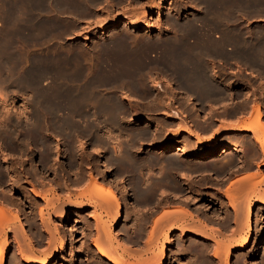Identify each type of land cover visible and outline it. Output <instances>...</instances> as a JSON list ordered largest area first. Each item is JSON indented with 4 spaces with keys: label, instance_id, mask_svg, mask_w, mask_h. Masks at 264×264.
<instances>
[{
    "label": "bare ground",
    "instance_id": "bare-ground-1",
    "mask_svg": "<svg viewBox=\"0 0 264 264\" xmlns=\"http://www.w3.org/2000/svg\"><path fill=\"white\" fill-rule=\"evenodd\" d=\"M46 1H48L47 5L45 4ZM103 1L104 0H0V150L1 149H5V150L8 149V151H9L11 149V152L14 151V150H17V153H15L16 151H14V153H12L13 157H15V156H17V157H16V159H14L13 157L11 158V160L12 159L14 160V161L12 160L14 163L11 164V165H9V166L8 165H4V167L1 166V163L3 165V163L5 162L6 157H1L0 158V264H5L6 261H7V259L9 258L12 240H15L16 241L15 243H17L16 246L18 247V250H17L18 253H16V255L18 254L17 257H19L18 258L19 261H21L24 264H54L55 261H57V260L58 261L66 260L67 257H65V256L64 257L61 256L63 259H61V258L58 259V255L60 253L64 252L65 250H67L68 243H69V239L71 237H73L74 235H76L75 226L80 225L81 224V220L80 219L79 220L72 219L71 218V214L72 213L71 214H67V213L65 214V212H68L70 210L71 211H74V212H82L84 210V207L83 206H80V204L79 205L69 206L68 208H66V204L63 205L62 207L60 206V204H58V207L60 206V208H58V210L59 209H63V211H61L60 213H58V211L56 210V207L57 206H55L56 204L55 203H52L53 200L55 201V199H53L52 202L50 201L48 203L49 208L55 209L57 211L56 212L58 214L57 215V218H64V220L67 221L68 224L69 223L71 224V225L69 224L70 225V229H68V231H70V236H68L65 233V227L63 225L60 224V225L54 226L51 223V220H50L51 217H50V215H48L49 216L48 220L45 221V219L43 218V215H42L43 212H42L41 207H40V209L38 210V211L41 210L40 213L38 212L36 214H38L40 216V219L42 221L43 220L45 221V230H46L45 232H47V242H46L47 243V246H46V250H44V252H39L36 249L35 237L31 236V234L29 233L31 231H29V229H27L26 226H25V225H27V223L25 224L24 222H22L21 221V218L18 215L19 214L18 213V210H20V209H18L16 212L15 211L12 212L13 211L12 208L15 209V207H14L15 205L10 200L7 201V202H5V200H3L2 193L5 190L4 187H6L7 189L8 188L10 189L9 192L11 193V197L13 196V199L15 197V199L17 198V200H18V196H19V195H17V193H15V190L20 191L21 194H22L23 191L26 190L27 193H28L27 195H30L33 198L37 199V200L38 199H43L44 200V196L42 195L43 192L42 191L40 192L39 191L40 189L39 188L36 189L35 188L36 186H34L35 184H37V183L39 184L41 182L40 181L41 180L40 179L41 176H40V178H37V172H39V170H40V172L41 171H43V172L44 171H48L49 168H52L51 165H50V164H52L51 161H54L55 162L56 159L58 160L60 158H64L65 159V161H63L61 163L62 165L65 166V164H66L70 168H74L73 170H75V168H76V170L78 171L79 168L77 169V167H79V163L81 161L77 163V158H82L81 157V154H83L84 151H86L85 150V145H84L85 143L84 144L82 143L85 140V139H83L85 137H86L87 141L89 142L88 143L89 145H91L93 147L95 146L94 149H96V150L92 149L93 152L94 151L95 152H98L99 151V152H101L103 154V153L107 152L108 151L107 149L109 148V149L112 150V152L109 151L111 153L108 152L109 154H112L113 153L114 155H116V153L121 152L122 154L120 153V157H122V155H124V157H122V160L123 161L124 160L128 161L125 164H123L125 161L122 162V163H119L120 165L122 164V166H121L122 168H123V165H126V164H127L126 166H128L129 164H130V166L131 165H135L134 159H133V157H131V150L134 153L133 149L136 148V145L133 146L135 148H133V149H131V148H132L133 142L135 141V136H136V139H137V136H138L137 134L138 133H141V132H140V130H139L138 133L136 132V130H135V132L133 130L125 131L126 127L124 128L121 125L122 118H120L121 117L120 114H121L122 109L124 107L123 108L121 107L122 105L119 103L118 98L112 92L113 88H112V90H110L111 92L108 93V94L107 93H104L103 90L105 91L104 87H106L107 85H109V87L112 84H114V86H116L117 85V81H119L120 78L122 79L123 77H125V76H122V75H124V74L127 75L128 70H130V68H131L132 65H133L132 66V71L135 68L140 70L141 68H145L146 69V67L149 66V65H147V62H144L141 59V56L139 54V52L143 50V48L141 46H143L144 48L146 47V49H147V47H150V48L151 47H156L157 48L158 46H159L158 48H161L162 47V45H160V44H163V42H162V39L163 38H162V35L161 34L159 35L160 37L158 36L159 38H162V39L159 40V42L156 41L158 38L155 40L156 42L155 41L153 42L152 39L149 40L148 39L149 37L145 33L144 34L147 36V39L148 40L147 41H142V42H139V41L142 40L141 37H139V35H137V38L135 36L134 37H131L132 35H135V34H132L131 36H129L130 33L135 32L136 30L142 29V30H145L146 32H150L152 30V27L153 26L149 25L148 23L143 24L144 19L148 17V15L146 13L147 10L144 11L142 14L139 12V14H141L139 17H136L135 15H134V17H130L131 14H129L128 17H116V18L112 19L113 18V16H112V18H111L112 20L108 24L103 25L102 27H100V29L98 31H95L94 30L96 33H95V35L93 37L94 39L92 38V41L95 42V44L97 43L98 45H100V49L99 50L102 52V55H103V53H112L113 55H116L115 53H117L118 56H119V54H121L120 53V49H122L123 46L126 47L127 44H129V43H131V44H135L136 43V47L140 46L142 48V50H140V51L138 50L139 52L137 53V55L139 54V56H137L136 59H134V60H128V61L125 59V61H127V62H125V61L119 62V63L125 62L124 64L121 65V68H120V65H119V67L116 66V64L113 61V60H118L119 59L118 57H117L118 59H113V60L111 59L113 55H111V58H110V57L107 56L108 54H106V56L109 59H111V60L108 59L107 62H98V61H96V64H94V61L92 63L91 60H90V63H92L91 64L92 65L91 67L93 68L92 69L93 72H92V70L89 68L90 66L89 67L86 66V64H85L86 61H84L85 58L82 59L84 61V62H82V60H80V57H79V55L77 53L72 52V50L70 52L68 51L70 48L67 49L66 47H64V48L67 49V51L69 53H71V54L66 53L67 55H64L65 53H62L59 50L56 51V48L53 50V47H52V50H50L49 49L50 48L49 45H48L49 46L48 50H50V51H48V52H44L43 50L39 51V48H38V46H41V44H42V42L44 40L49 39L50 37H52L51 36L52 34L54 35L56 32L58 33L59 29H61L62 25L60 24L61 22L58 20L59 19L58 18L59 17L58 16L59 14H57V11L58 12H61V14H62V11L63 12L66 11V12L69 13V14L67 13L68 15H66V16L63 15V17H62V20H64V18H65L66 23H70L71 21L77 23L78 21H81V18L80 17L84 18L83 16H86V15L88 17V14H90L91 12H93V9L95 10V7L97 5L98 6H101V4L103 3ZM109 1H111V0H109ZM200 1H202V4L205 1L208 4V6H210V8H211L210 9V12L213 11L212 8H214V10L217 9L216 10L217 13L222 12L221 10H223V12L226 13L224 10H228V11H231V13H230L231 16H232V11H234L235 13H237L236 16L242 14V13H239V12H244V13H249V14L264 13V0H200ZM200 1H199V3H200ZM126 2H127V0H126ZM126 2H125V5H126ZM128 2L130 3V5L133 8L132 2H130V1H128ZM195 2H196V0H195ZM205 2H204V4H206ZM134 3L138 5L139 2L136 3L135 0H134ZM144 3H148V2H144ZM121 4H119V5H121ZM159 4L157 3V5H159ZM191 4H193V3H191ZM113 5H115V4H113ZM116 5H117V2H116ZM130 5H128V6H130ZM148 5H150V4H148ZM154 5H156V4H154ZM189 5H190V3H189ZM123 6H124V4H123ZM140 6H139V8H140ZM142 6H143V4H142ZM47 7L50 8V9H52V11L54 10V13L52 15L50 14L51 16L48 15L49 17L44 18V16L42 14H44L46 11H48L47 10ZM102 7H106L105 4L102 5ZM144 7L145 6H143V8ZM162 7L159 6V8L157 9V12H156V14L159 17L162 15V11H161V8ZM192 7H194V6H192ZM200 7L198 5L197 9L200 8ZM129 8H131V7H129ZM135 8H136V10H138L137 7H135ZM102 9H105V8H102ZM107 9H108V7H107ZM169 9H170L171 12H173L174 10H176L174 12H178L177 10L180 9V7L178 9H175L174 7H171ZM100 10H101V8H100ZM129 10H131V9H129ZM208 10L209 9H206L207 12H208ZM218 10H220V11L218 12ZM52 11L49 10V12L47 14L52 13ZM102 11H104V10H101V12ZM119 11H121V10H119ZM135 11L133 12V14L135 13ZM163 11H164V9H163ZM124 12H125V8H124ZM223 12H222V14H223ZM109 13H112V12H109ZM217 13H215V16L217 15ZM227 13L225 15L230 20V17H228V15H230V14L227 15ZM47 14H44V15H47ZM105 14H104V17H106ZM115 14H117V13H115ZM189 14H190V12H189ZM186 15H188V13H186ZM203 15L200 16V17H203ZM208 15H207V17H208ZM218 15L220 16L221 14H218ZM223 15L221 17L222 20L223 21H225V19L227 20V18H226L225 15H224L225 16L224 17L225 19L223 18ZM242 16H244V15L242 14ZM98 17H101V15L98 16ZM196 17H198V15ZM210 17H212V16L210 15ZM216 17H218V16H216ZM97 18H95V19H97ZM191 18H192V16H191ZM193 18H194V15H193ZM213 18H215V17L213 16ZM60 19H61V17H60ZM98 19H100V18H98ZM98 19H97V22H100V20L98 21ZM198 19H200V18H198ZM217 19H212L213 20L212 21V24H211V21H210L211 19L209 20V22L206 20V22L210 23V25H207V23H206V26H203L204 24L201 23L202 26H200V27L198 25H196L195 22H194L195 26L192 27L191 29L189 28V31L186 34L180 35L178 33L179 35H177L175 38L172 37V39L170 38L169 40H166L168 42L164 41L166 43H164V45H163L164 46L163 47L164 49H162V50H165L166 51V54H168V52L170 51L169 53L171 55H169V54L168 55L171 58L172 62H174L175 65H178L177 66L178 68H179L180 65L183 66V68L185 70V73L184 74L188 73L189 76H192V77H188L187 78V77H185L186 76L185 75L184 78H187L186 80H184L183 78H180V79H183V81H182L183 83L182 84H185V86L188 87L187 88L188 91H191V90H193V92L196 91V93L198 94V97L199 98H205V97H207V98L208 97L209 98L210 97L211 98H215V97L218 98L215 95L216 92L214 94V89H213V92H212L209 88H207V87L212 88L210 86L211 84H208V82L206 81V80L209 81L208 78H210V77H208L207 79H205V74L207 73L206 71L208 70V68H205V63L208 60H210V59H208L209 56L211 57V55L215 56L217 54L218 55V58H219V56H221L224 59H225V56H226V60H227V58H234L235 56H233V55L238 56V58H244L246 51H248L249 49L250 50L256 49L258 52H263V48H264V32L261 30V28H258V30H256V31H254V29H253L254 32H253V34L251 33V35L243 36V33L244 32L241 33L235 27H233V29H230V27H228L229 28L228 30H226V31H223L222 30V32L224 34V35L222 34L223 37L220 36V35L219 36H215V34H214V37H212V38L213 39L214 38L217 39L216 41H214L211 38L212 33L211 34L208 33V30L210 31L209 28H213V30H215V27L218 28V27H221L222 26V25L219 26V23H218V26H217L216 21H214V20H217ZM201 20H203V19L201 18ZM201 20H199V21L201 22ZM89 21H90V18H89ZM103 21H104V19H103ZM186 21H187V19H186ZM231 21H233V20H231ZM234 21H233V24L235 23ZM83 22H84V20H83ZM97 22H96V24H97ZM174 22H175V20H174ZM218 22H220V21H218ZM228 22H230V21H228ZM167 23H169V22H167ZM172 23H170V24H172ZM203 23H205V22H203ZM223 23H221V24H223ZM71 24H73L72 27L74 28V26H75L74 23H71ZM170 24H168V27H169ZM188 24L189 23H187V25ZM98 25H99V23H98ZM121 25H123V28H125L124 30H126L127 32H124V31H123V33H122V31H121V33H117L116 32V30ZM172 26H173V24H172ZM180 26L182 27V25H180ZM233 26H235V25H233ZM181 27H179V28L181 29ZM185 27H187V26L185 25ZM224 27L226 28V26H224ZM68 28H70V24H69ZM86 28H88V27H86ZM165 28H167V27H165ZM171 28L169 30H172ZM234 28L236 29L235 31H234ZM175 29H176V27H175ZM185 29L188 30V28H185ZM240 29H242V28H240ZM181 30H183V29H181ZM219 30L221 31V28H219ZM61 31H59V32H61ZM108 31L116 32V34L111 33V35L108 36L107 35ZM164 31H166V30H164ZM159 32L160 33H163L161 31H159ZM168 32L169 31H167V33ZM212 32H214V31H212ZM175 33H173V34L175 35ZM56 35H54V36H56ZM61 36H62V34L60 35V37ZM189 36H194V37H191V39H190V38H188ZM55 38H56L55 40L60 39L58 37V35ZM83 38H85V40H87L88 37H83ZM192 38H194V39H192ZM53 40H54V38H53ZM144 40H146L145 37H144ZM148 41H150V42H148ZM44 42H46V41H44ZM36 43H38V44H36ZM39 43H41V44L39 45ZM52 43H54V42H52ZM46 44H47V42H46ZM230 44H231V46H230ZM32 45L35 46V47H37L38 49L35 48L34 50H26V47L32 46ZM51 45H53V44H51ZM61 45H62V43H61ZM61 45H60V47H61ZM169 45H170V47L169 48H166ZM227 45L230 46V47H228V48H230V51H229V49H227ZM33 46H32V48H34ZM41 47H43V46H41ZM91 48H92V46H91ZM127 48L128 47L124 48V50H128ZM28 49H29V47H28ZM41 49H43V48H41ZM59 49H61V48H59ZM66 49H64V52L66 51ZM146 49H144V50H146ZM99 50H97V51H99ZM124 50H123V52H124ZM151 50H152V48H151ZM148 51L149 50L147 49V52ZM210 51H212L213 53L210 54L209 53ZM231 51L236 52V54H233L232 55L231 54ZM87 52H89V51H87ZM101 52H100V57H102ZM147 52H146V54H147ZM155 52H157V51L155 50ZM146 54H145V56H147ZM81 55H83V54H81ZM161 55H160V58H161ZM168 55H165L164 54L163 57H166ZM104 56H105V54H104ZM105 58H103V59H105ZM127 58H129V57H127ZM147 58L149 59V56H147ZM220 58H219V60H220ZM223 58H222V60H223ZM89 59L86 58V60H88V61H89ZM100 59H102V58H99L98 60H100ZM213 59H214V57H213ZM94 60H96V59H94ZM167 60H165V61H167ZM226 60H224V61H226ZM229 60H231V59H228V62H229ZM153 61H155V60H153ZM183 61H185V62H183ZM172 62H170V63H172ZM174 63H172V64H174ZM209 65H210V68H211V64H209ZM206 66H208V65H206ZM228 66H229V64H228ZM149 68H152V67H149ZM214 68H215V66H214ZM153 69H155V68H153ZM180 69H182V67ZM205 69H207V70L205 71ZM211 69H213V68H211ZM144 71H142V72H144ZM147 71H149V70H147ZM151 71H153V70L151 69ZM180 71L181 70H179V72ZM210 71H208V72H210ZM181 72H183V71H181ZM217 72H219V71L217 70ZM133 73H134V71H133ZM133 73H132V75H133ZM136 73L137 74H140L141 72L139 73V71H137ZM148 73H149L148 76H151L152 75V73L151 74H150V72H148ZM145 74H144V76H145ZM215 74H216V72H214V75ZM211 75H213V73ZM129 76H131V75H129ZM209 76H210V73H209ZM218 76H217V78H218ZM138 77H140V76H138ZM150 78L148 77L146 79H150ZM211 78H212V76H211ZM134 79H135V77H133L132 80H134ZM154 79H153V81H154ZM168 79H167L168 83H166V84H169L170 83V81ZM210 80H213V79H210ZM144 81H146V82L148 81L149 82V80H145V79H144ZM126 82H128V81H126ZM215 82H217V81H215ZM176 83L174 85H176ZM262 83H263L262 85L264 86V82H262ZM180 84H181V82H180ZM207 84H208V86H207ZM221 84H222V82H221ZM121 85H120L121 87L126 86L124 84H121ZM132 85H134L135 87L138 86L135 81H134V83H132L130 85V87ZM150 86L151 87H161L160 84H158V82L157 83H154L153 82L152 84L149 85V87ZM182 86L184 87V85H182ZM223 86L224 87H233L234 85L229 80L228 81L226 80L225 83L223 82ZM117 87L119 88V85ZM141 87L142 86H140L139 88H141ZM144 87L145 86L143 85V88ZM186 87H184L183 89H181V91L182 90H183V92L184 91H187V90H184ZM121 90H122V88H121ZM127 90H130V89H127ZM133 90H136V89H133ZM146 90H147V88H145V90L142 89L141 91L143 92V91H146ZM173 90H172V92L176 93V95H177V93H180L181 92L179 90V88H174L173 87ZM114 91H115V89H114ZM131 91H132V88H131L130 92ZM130 92H129V94L131 96L132 93H130ZM138 92H140V91H138ZM115 93H117V92H115ZM121 93H122V91H121ZM141 93H138V94L140 95ZM187 94L184 95V97L182 96L183 98H181L179 100L182 102V99H185L187 101V103L189 105H191L192 108H194L193 106L196 105V103H195L196 101L193 102V100H192V98L194 97V95H187ZM190 94H193V93H190ZM130 96H129V98H130ZM191 96H193V97H191ZM219 96H220V94H219ZM122 97L120 99H123L125 97V94H124V97L123 98ZM137 98H140V97H137ZM209 98L207 100H209ZM222 98H224V96ZM17 99H20L22 101V105L19 106V107H16L15 106V102L17 101ZM196 100H197V98H196ZM130 101H132L134 103L137 102L136 98L135 99L132 98ZM202 101H204V99H202ZM216 101H217V99H216ZM204 102H206V100ZM128 103H129V101H128ZM156 103H157V105H159L158 104L159 102H156ZM207 103H209V102H207ZM154 104H153V106H154ZM17 105H19V104H17ZM179 105L181 106V103ZM194 110L196 111V109H194ZM252 112H253L252 113L253 115L251 116L250 122L247 121V123H245V121H241L243 125L240 124V126H238V127H227V126L223 127L224 126L223 125L222 127L224 129L222 131H218V132L216 131L215 134H213L210 138H208L206 140L204 138H202V137H198L192 129H189V127L187 125H186L187 127L182 126L183 128H181L179 126L180 125V122H179V125H178L180 128H178V129H180L182 132L187 133L189 137L194 138V140L196 141L194 144H197V146L204 145V144L205 145L206 144H213L215 142V140L219 136H221L222 134H228V133H238V134L240 133L241 134V133L251 132L252 133V136H253L252 139L255 140V142H257L258 144H260L259 149H260V151H262L263 157H264V123L262 121V115L263 114L261 113V110H260L259 106H256L254 108V111H252ZM131 113H134V112H131ZM143 113H144V111L142 109L141 113L136 112V113H134V115L133 114H131V115L134 116V119H136V120L144 123V125L147 126V127H152V128L153 127H155V128H158L159 127L158 126L159 125L158 122H156L154 120V118H152L150 116V114L147 115V114H143ZM122 114L124 115V112H122ZM107 116L109 117V119L107 118ZM104 117H106V118H104ZM176 118L181 119L182 116L180 118L178 116H176ZM193 118H194V116H193ZM239 118H241V117H239ZM247 118H249V117H247ZM126 120H127V118H126ZM126 120L124 119V122ZM243 120H245V119H243ZM126 130H128V129H126ZM143 133H146V134L149 133L150 134V130L148 131V133L146 132V130H145V132L143 131ZM152 133H153V130H152ZM139 136H140V134H139ZM141 136H143L142 133H141ZM144 136H146V135H144ZM152 136L154 138H157L158 137V136L156 137V133H153ZM146 138L148 139L149 137L146 136L144 139L146 140ZM226 138H228V137H226ZM81 139H83V141H81ZM150 139L151 138H149L148 140H150ZM155 140H154V142H155ZM144 143H145V141H144ZM241 143L237 142V140H236L233 143H231L230 145H227L225 147H221L220 149H218L216 147V148H213V149L211 148V150H191V149H193V147L192 148H189L190 146L187 147L186 145H172L171 143L169 144V143L156 142V143H153V148L152 149H154L155 151H158V152H163V153L173 152V155H175V157H176V155L179 156V157L180 156H186V157H188L190 159H193V161H195V162H200L201 160H207L208 162L212 163V162H215L216 159H214V158H215L216 155L217 156H221L222 159H224V160H226L227 157H230V156H234L235 157V156L242 155L246 151L247 148L243 147V143L242 144ZM141 144H143V143L141 142ZM90 150L91 149H89V153H90ZM86 153L87 152H85V155H86ZM96 154H95V156H96ZM1 155H2V151H1L0 156ZM9 155H11V154H9ZM85 155H83V156H85ZM90 155H92V154L91 153L90 154H87V156H90ZM117 155L119 156V154H117ZM87 156H85V157H87ZM9 157H11V156H9ZM106 157L108 159H106ZM106 157H105V160L106 161H105V164H103V166H104V169L107 171V170L110 169V166H108V164L110 162L109 159H111L113 157H111V155H110L111 158L109 156H107V155H106ZM135 157H136V155H135ZM87 158H89V157H87ZM118 158L116 159V161L121 159V158H119V159ZM89 159H91V162H93L92 161V158H89ZM171 159L169 158L168 160H171ZM3 160H4V162H2ZM11 160H9V161H11ZM30 160H32L31 163H28L27 161H30ZM82 160H83V158H82ZM96 160H94L95 161V164H96ZM107 160H109V161H107ZM114 160H115V158L111 161V164L113 166H114V162H113ZM122 160H120V161H122ZM157 160H158V158H157ZM174 160H176V159H174ZM174 160H172V161L174 162ZM144 161H146V160H144ZM83 162H84V160H83ZM107 162H108V164H106ZM148 162L149 161L146 162V165H147ZM5 163H7V161ZM58 163H60V161ZM136 163H137V161H136ZM156 163H157V161H156ZM156 163L154 165H152L153 164L152 163V164H150V166L152 165L153 167H155ZM170 163H172V162H170ZM176 164H177V162H176ZM86 165H88V162H87ZM164 165H166V164H164ZM152 166L150 168H152ZM178 166H179V162H178ZM200 166L201 167L202 166L204 167V164L202 163L201 165H199V167ZM81 167H80V169H81ZM121 167H119V168H121ZM131 167L132 168L133 167L135 168L137 166L135 165V166H131ZM148 167L149 166L147 165V170L150 171L151 169L149 170ZM168 167H170V166H168ZM53 168H54V166H53ZM56 168H57V166H56ZM56 168H54V169L56 170ZM90 168H94V167H90ZM138 168H140V167L138 166ZM172 168L175 169V167H172ZM189 168H187V170ZM59 169L61 170V168H59ZM60 170H59V172H60ZM62 170H63V168H62ZM83 170L81 169L82 172H83ZM114 170H115V168H114ZM124 170H126V169H124ZM97 171H98V169H97ZM148 171H147L146 174H149L151 172L150 171L148 173ZM52 172L53 171H51V173ZM62 172H64V171H62ZM79 172L80 171H78V173ZM84 172H86V170H84ZM101 172H103V170ZM123 172L125 173V171H123ZM76 173L77 172H75L73 174H76ZM78 173L76 175L77 178H74L73 177L74 178L73 180L71 178V181L73 182V185L74 184L77 185V184L82 183L81 186L82 185L85 186L86 184H89L88 189L86 191L84 190L88 194V196H90V198L88 199V202L95 203L97 206H99L100 207V211L103 212L102 214L106 213V216H108L110 214V217H111V214L114 215V217L112 216L113 217L112 227L113 228L114 227H117L121 223L123 216H122V214L120 215V211L122 209L121 201L117 198V195H115L114 188L111 185H109L110 183L107 184V181H106V183L104 181H102L103 179H100L102 181V182L100 181V183H98L96 181V179H91L92 181L89 182L90 180L88 181L87 180L88 178L86 179V174L85 173L84 174L83 173L82 174L81 173L78 174ZM121 173H122V171H121ZM140 173H141V171H140ZM73 174H71V175H73ZM88 174H90V173H88ZM94 174L96 175V174H98V172H94ZM99 174L101 175V173H99ZM53 175L54 174H52V176ZM78 175H80V177H78ZM100 175H98V177ZM135 175H136V177H139L137 174H135ZM135 175H133V176H135ZM96 176H94V177H96ZM115 176H116V174H115ZM67 178H68V176H67ZM102 178H104V177H102ZM142 178H144V177L142 176ZM186 178H184V179L186 180ZM249 178L251 179L252 177L251 176H244L243 178H241L239 180L240 183L237 184V185H242L243 186L242 188L244 189L243 191H245V193L247 192L248 194H249L248 191L251 188L248 189V191H247V188H249V186H252L251 181L252 182L254 181L252 179V180H249L250 184L249 183H246V180L248 181ZM262 178H264V177H262ZM37 179H40V180H37ZM114 179L116 180V178H114ZM43 180H42V182H44ZM65 180H68V179H65L63 176H60L59 179L56 178V180H54L55 183H56L55 185H58L59 188H60L61 185L65 186V184H66V181ZM86 180L89 183H87ZM69 181L70 180H68V182ZM98 181H99V179H98ZM8 182L11 183V184H8ZM119 182H121V180ZM136 182H138V180ZM142 182L143 181H141V183ZM241 182H243L244 184H242ZM26 184H30L31 186L27 188L25 186ZM43 184L44 183H42V187H43ZM53 185H54V183H53ZM53 185L50 182L48 183V187H49V192L50 193H55L56 192L55 191V187L56 186L54 187ZM67 185H69V184H67ZM70 185H72V184L70 183ZM137 185L136 186H133L134 189L136 187V190L140 189L139 188L140 186L137 187ZM45 186H47V184ZM145 186H146V184H145ZM38 187H40V186H38ZM165 187H166V185H165ZM82 189H85V188H82ZM82 189H81V191H82ZM141 189H142V187H141ZM41 190H42V188H41ZM67 190H66V192H67ZM46 191H48V190H46ZM84 191L81 192V194H80V192L77 193V194L80 195L81 198H83L84 195H85L84 194ZM149 191H147V192H149ZM243 191H241V192H243ZM251 191H250V194L249 195H251V193H252ZM59 193H60V191H59ZM62 193L66 194L65 191L62 192ZM118 193H120L123 196L122 197L123 200H128V201L130 200V197L131 196L129 195L128 190H127V187L125 186V184L122 183L120 185V187L118 189ZM138 193H139V190H138ZM174 193L176 194V192H174ZM140 194H141V191H140ZM60 195L61 194H59V196ZM23 196H25V195H23ZM88 196H87V198H88ZM256 196H258L259 199H261V207H260V209L264 211V189L261 192H259L258 194H256ZM256 196H254V197H256ZM69 198H68V200H69ZM139 198L141 199L142 196L139 197ZM35 199H34V201H35ZM142 199L144 200V198H142ZM231 199L234 200L235 198H231ZM73 201L74 202H78V199H75ZM179 201H181V200H179ZM62 202H63V200H62ZM62 202H60V203L62 204ZM64 202H65V200H64ZM83 202H84V200H83ZM83 202H81V203H83ZM3 203L4 204H7L8 207L7 206H6V208H5V206L3 207L2 206ZM78 203H80V201ZM241 204H242V201H241ZM20 205L21 204L18 203V205L16 207H20ZM48 206H46V207H48ZM135 206H136V211L137 210L139 211L140 208L138 209V207H139V203L138 202H137V204L135 203ZM233 206H234V204H233ZM240 206H242V205H240ZM238 207H239V205H238ZM242 208H243V206H242ZM176 210L177 209H174L175 212H178ZM237 210H239V209H237ZM180 211H181V209H180ZM181 213H183V215L185 214L186 216L192 218V215H191V213L188 210H182ZM240 215H242V214H240ZM253 216H254V213H253V205L249 203V205L247 206V212L245 214L244 223H243L245 225L246 230L240 236V241L238 243H236L235 245L232 246V248H234L235 251H238V252L239 251H242V250H244L246 247H248L251 244V233L253 232ZM28 217H30V216H28ZM94 217L95 216H93V219L94 220L96 219L95 228H96L97 236H96V238H93L92 241H91V244H89L90 246L96 248L95 251H94L95 252L94 255L96 254V255L100 256L99 257L100 259L102 258V259L108 261L109 262L108 264H134L133 262H129L128 260L127 261L126 260H123L122 257L119 258V256L116 255V253L118 252V250H120L122 252V254H128L129 253V256L130 255L132 256V254H130V252H129L130 249H127L124 246V244H122L123 242L118 241L117 236H115L114 233H112L110 230H109V232H108V230H106V225L105 224L107 222L105 223V221H103V219L101 218L102 215L99 214L98 217H95V218ZM112 217H111V219H112ZM168 218L169 219H166L167 221L166 220L165 221L169 223V221H172V219H170V217H168ZM178 218H177V220H178ZM235 218H236V216H235ZM237 218H240V217H237ZM13 220L17 223V226H18V229L20 230L21 235L18 232L19 230H17L15 228L17 230V233L18 234H16V233L13 234L12 233L13 234V238H12V240L9 241V239L7 240V238H6V230H7V228H10L9 226L13 222ZM25 220H27V219H25ZM25 220H23V221H25ZM177 220H175V221H177ZM196 220H197V218H196ZM260 220L263 221L264 218L261 217ZM161 222H164V220L162 221L161 218H160V219H158V221L156 223H159L160 224ZM166 222H164V223H166ZM168 223H167V225H168ZM51 224L53 225V227H52ZM41 225H42V223H41ZM160 225H161V227L160 226L159 227L160 228H163L162 227V224H160ZM177 225H178V223H177ZM196 225H197L196 228L198 227V228L201 229V227H204V224H202L201 221H199ZM13 226H16V224H14ZM165 226H166V224L164 225V227ZM171 226H172V223H171ZM186 226L187 225H185V228H183V229H180L181 227H179V229H178V230L181 231L182 235H190V236H192V237H194L196 239H206V240H211V241L212 240H216L215 239L216 237L213 238L210 235H208L206 232H204V231H206L205 229H203V231L200 230V229H198L200 231H197V230L195 231L196 228L195 229L193 228V227H195V225L193 227L191 226V228H189V229H188L189 225L187 226V228H186ZM156 227L157 226L155 225L154 228H156ZM159 227L156 228L157 230H155L153 228L155 230L154 231V235H157V234H160L161 233V230H160ZM192 228H193V230H190ZM213 228H215V227H213ZM37 231H39V230H37ZM151 231H153V230H151ZM11 232H12V230H11ZM107 232H108V234H107ZM155 232H157V233H155ZM213 232H214V235H216V236H219V237L222 236V233L219 231V228L218 227H216L213 230ZM126 236L129 237L128 234ZM212 236H213V234H212ZM152 237H153V235H151L150 241L147 242L146 246L149 245L148 243H151L152 244ZM157 237H158V235H157ZM157 237L154 236L153 239H155ZM21 238L23 239L22 241H24V243H23L24 245L22 243H20V242H22V241H20ZM126 239L127 238H125V240ZM222 240H223V238H222ZM215 242H217V243H213V244L214 245L216 244V246H215L216 249L214 248L215 251H214V253H212V256L220 259L221 257H224V256H221V254L226 255V257H225L226 258V264H229L228 263V254L229 253L227 251H225V250L224 251L227 252V253L226 254H224L225 252L223 253V247H224L225 244L222 246V244H223L222 242H219L218 240L215 241ZM70 243H72V242L70 241ZM126 244H127V242H126ZM168 244H169L168 243V239H166L165 244L163 245V247H162V249L160 251V254L158 255L157 258H154L155 260L157 259V262H156L157 264H165V262L167 260V257H166L167 248H166V246ZM81 245H82V243H81ZM260 246L261 247L258 246V242H255L253 244V247H251V250L249 252V257L248 258H250V259L255 258L257 256V250L259 248H261L262 249L261 250L262 251L261 252V256L264 259V239L261 241ZM71 248H72V246H71ZM179 249L178 250L176 249L178 251L177 253H173L174 254L173 261L177 260L179 258V256H181L183 253H185V252L179 251ZM228 250H229V248H228ZM68 251H70L69 257L70 256H72V257L69 258L70 259L69 262L68 263H65V264H79L80 262H84V263L90 264L92 262L90 260L91 258H89V255L90 254L89 255L88 254L87 255L85 254V256H83L80 259L81 255L79 257V255H78L79 252L77 251V249H75V251L74 250H68ZM68 251H67V253H68ZM130 251L132 252V250H130ZM134 252H132V253L134 254L133 255L134 258L137 260V261H135V262H137V264H151L153 261H151V263H150V259H152L153 256L156 257L153 254L154 253L153 251H150V252H153L152 253L153 255H151L152 258L149 257L150 259H144L142 257V255L139 254V252L138 253L136 251H134ZM91 254H93V253H91ZM120 255H121V253H120ZM12 257L14 258V256H12ZM12 257H11V260H13ZM124 259H126V258H124ZM221 259L223 261L224 258H221ZM246 259H247V257H246ZM262 260L260 262H258V263L264 264V260L263 261ZM13 261H15V260H13ZM13 261L10 264H19L20 263V262L19 263L18 262L15 263L16 261L15 262H13ZM238 262H239L238 264H241V263L246 262V261H243L242 262V260H239Z\"/></svg>",
    "mask_w": 264,
    "mask_h": 264
},
{
    "label": "rangeland",
    "instance_id": "rangeland-1",
    "mask_svg": "<svg viewBox=\"0 0 264 264\" xmlns=\"http://www.w3.org/2000/svg\"><path fill=\"white\" fill-rule=\"evenodd\" d=\"M106 1V2H105ZM113 1V2H112ZM115 1V2H114ZM122 1V2H121ZM128 1H130V2H132V5H133V8H132V6L130 5V3L128 2ZM190 1V2H189ZM193 1V2H192ZM135 0V2L136 3H138V5L137 4H135L134 3V0H127V2H126V0H111V1H107V0H104L103 1V3L101 4V6H96L95 7V10L93 9V12H91L90 14H88V17H87V15L86 16H83L84 18H82V17H80L81 18V21H78L77 23L76 22H70V23H66V21H65V18H64V20H62V17H63V15L64 16H66V15H68L69 13L68 12H63L62 11V14H61V12H58L57 11V14H59L58 16V20L61 22L60 24L62 25V27H61V29H59V31H61V32H59L58 31V33L56 32L54 35H58V37L60 38V39H58V40H55L56 38L55 37H57V35L56 36H54L53 34L51 35L52 37H50L49 39H47V40H44V41H46L47 42V44H46V42H42V44L41 43H39V45L41 44V46H43V47H41V46H38V48H39V51H41V50H43L44 52H48V51H50V50H52V47H53V50L56 48V51H60V52H62V53H65L64 55H67L66 53H69L71 50H72V52H75V53H77L78 55H79V57H80V60H82V59H84V61H86V66L87 67H89L91 70L93 69L91 66V64L93 63V61H94V64H96V61H98V62H107L108 61V57H110L111 58V55H113L112 53H103V55H102V52L99 50L100 49V45H98L97 43L95 44V42H93L92 41V38L94 37V35H95V31H98L99 29H100V27H102L103 25H106V24H108L112 19H114V18H116V17H128L129 16V14H131V16L130 17H134V15L136 16V17H139L144 11H146V13H147V15H148V17L147 18H145L144 19V21H143V24H145V23H148L149 25H151V26H153L152 27V30L150 31V32H146L145 30H142V29H140V30H136L135 32H132V33H128L129 34V36H131L132 34H135V35H132L131 37H136L137 38V35H139V37H141V41H139V42H142V41H147L148 39L150 40V39H152L153 40V42L156 40L157 42H159V40L160 39H162V42H163V44H160V45H162V47L161 48H156V47H151L152 48V50H151V48L150 47H147V49L149 50L148 52H147V49H146V47L144 48L143 46H141L142 48H143V50H142V48L140 47V46H138V47H136V43L135 44H131V43H129V44H127V46L126 47H128L127 49L128 50H124V48H126V47H124L123 46V48L122 49H120V53L121 54H119V56H118V54L117 53H115L116 55H113L112 56V60L113 59H118V60H113L114 61V63L116 64V66H118L119 67V65H120V68H121V65L122 64H124L125 62H127L128 60H134V59H136V57L137 56H139V54H140V56H141V59L144 61V62H147V65H150L151 63H157V62H159V61H162V60H166V57H163V55L165 54V55H167L166 54V51L165 50H162V49H164L163 47V45H164V43H166V42H168V41H166V40H169L170 38L172 39V37L173 38H175L177 35H184V34H186L188 31H189V28L191 29L192 27H194L195 26V24L196 25H198L199 27L200 26H202V24H204L203 26H206V23H207V25H210V23H208L209 22V20L211 21V24H212V19H217V20H214V21H216V23H217V26H218V23H219V26L220 25H222L221 27H218V28H216L215 27V30H213V28H209L210 29V31L208 30V33H212V35H211V38L212 37H214V34H215V36H222V34H223V32H222V30L223 31H226V30H228L229 28L228 27H230V29H233V27H235V28H237L238 29V31H240L241 33H243V36H247V35H251V33L253 34V32L254 31H256V30H258V28H261V30L264 32V13H256V14H249V13H244V12H239V13H242L244 16H242V14L241 15H237L236 16V14L237 13H235L234 11H232V16H231V11H228V10H224L226 13H227V15L228 14H230V15H228V17H230V20L227 18V16L225 15L226 13H224L223 12V10H221L222 12H223V14L226 16V18H227V20L224 18L225 16L222 14V12H220V13H217V9H215L214 10V8H212L213 9V13L212 12H210V6H208V4L206 5V4H204V2H203V4H202V1H200V3H199V1L198 0H196V2H195V0ZM198 1V2H197ZM116 2H117V5L119 6H117L116 5ZM119 2V3H118ZM125 2H126V5H125ZM144 2H148V3H144ZM153 2V3H152ZM47 3H48V1H46L45 2V4L47 5ZM115 4V5H113V4ZM122 3V4H121ZM152 3V4H151ZM157 3L159 4V5H157ZM188 3V4H187ZM189 3H190V5H189ZM191 3H193V4H191ZM199 3V4H198ZM105 4V6L106 7H102V5H104ZM119 4H121V5H119ZM123 4H124V6H123ZM130 5V6H128V5ZM142 4H143V6H145L144 8H143V6H142ZM147 4V5H146ZM148 4H150V5H148ZM154 4H156V5H154ZM177 7H175L174 5ZM181 4V5H180ZM183 4V5H182ZM196 4V5H195ZM110 5V6H109ZM141 5V6H140ZM172 5V6H171ZM180 5V6H179ZM189 5V6H188ZM198 5H199V7L200 8H198L197 9V7H198ZM203 5V6H202ZM115 6V7H114ZM139 6H140V8H139ZM150 6V7H149ZM159 6H163L162 8H161V11H162V15L159 17L157 14H156V12H157V9L159 8ZM185 6V7H184ZM192 6H194V7H192ZM107 7H108V9H107ZM118 7V8H117ZM125 8V12H124V8ZM129 7H131V8H129ZM135 7H137V9L138 10H136V8ZM155 7V8H154ZM157 7V8H156ZM171 8V7H174L175 9H178L179 7H180V9H178L177 11L178 12H174V11H176V10H174L173 12H171L170 11V9L169 8ZM184 7V8H183ZM100 8H101V10H104V11H102L101 12V10H100ZM102 8H105V9H102ZM123 8V9H122ZM128 8V9H127ZM142 8V9H141ZM167 8V9H166ZM121 10V11H119V10ZM129 9H131V10H129ZM136 11H135V10ZM163 9H164V11H163ZM195 9V10H194ZM200 9V10H199ZM206 9H209L208 10V12L206 11ZM47 10L48 11H46L44 14H47L48 12H49V10H51L52 11V9H50V8H48L47 7ZM112 10V11H111ZM128 12H127V11ZM140 10V11H139ZM197 10V11H196ZM98 11V12H97ZM108 11V12H107ZM135 11V13L133 14V12ZM170 11V12H169ZM180 11V12H179ZM192 11V12H191ZM206 11V12H205ZM220 10H218V12H219ZM101 12V13H100ZM109 12H112V13H109ZM119 12V13H118ZM139 12L141 13V14H139ZM188 13V15H186V13ZM189 12H190V14H189ZM204 12V13H203ZM54 13V10L52 11V13H49V14H47V15H44V14H42L43 16H44V18H46V17H49V16H51L52 14ZM64 13V14H63ZM66 13V14H65ZM68 13V14H67ZM106 13V14H105ZM115 13H117V14H115ZM121 13V14H120ZM137 13V14H136ZM167 13V14H166ZM185 13V14H184ZM209 15H208V14ZM211 13V14H210ZM215 13H217V15L216 16H218V17H216L215 16ZM238 13V14H239ZM51 14V15H50ZM104 14H105V16L106 17H104ZM133 14V15H132ZM204 14V15H203ZM218 14H221L220 16L218 15ZM49 15V16H48ZM93 15V16H92ZM101 15V17H98V16H100ZM115 15V16H114ZM193 15H194V18L198 15V17H196L195 19L193 18ZM203 15V17H200V16H202ZM207 15H208V17H207ZM210 15L212 16V17H210ZM222 15H223V18L225 19V21H223L222 20ZM91 16V17H90ZM112 16H113V18H112ZM158 16V17H157ZM191 16H192V18H191ZM205 16V17H204ZM213 16L215 17V18H213ZM60 17H61V19H60ZM87 19H86V18ZM93 17V18H92ZM100 18V19H98V18ZM104 17V18H103ZM164 17V18H163ZM184 17V18H183ZM232 17V18H231ZM237 17V18H236ZM241 17V18H240ZM243 17V18H242ZM247 17V18H246ZM89 18H90V21H89ZM95 18H97L98 19V21L100 20V22H97V19H95ZM106 18V19H105ZM110 18V19H109ZM112 18V19H111ZM158 20H157V19ZM183 18V19H182ZM198 18H200V19H198ZM201 18L204 20H201ZM92 19V20H91ZM103 19H104V21H103ZM164 19V20H163ZM186 19H187V21H186ZM197 19V20H196ZM221 19V20H220ZM236 19V20H235ZM241 19V20H240ZM83 20H84V22H83ZM102 20V21H101ZM172 20V21H171ZM174 20H175V22H174ZM184 22H183V21ZM190 22H189V21ZM199 20H201V22L199 21ZM206 20L208 21V22H206ZM231 20H235L234 22V24H233V21H231ZM243 20V21H242ZM263 20V21H262ZM88 21V22H87ZM95 21V22H94ZM186 21V22H185ZM198 21V22H197ZM218 21H220V22H218ZM222 21V22H221ZM228 21H230V22H228ZM90 22V23H89ZM96 22H97V24H96ZM167 22H169V23H167ZM173 22V23H172ZM179 22V23H178ZM194 22H195V24H194ZM197 22V23H196ZM203 22H205V23H203ZM224 22V23H223ZM238 22V23H237ZM240 22V23H239ZM58 23V22H57ZM71 23H74V28L72 27L73 26V24H71ZM76 23V24H75ZM98 23H99V25H98ZM151 23V24H150ZM170 23H172L173 24V26H172V24H170ZM184 23V24H183ZM187 23H189L188 25H187ZM202 23V24H201ZM221 23H223V24H221ZM69 24H70V28H68V26H69ZM167 24V25H166ZM168 24H170L169 25V27L172 29V30H169L170 28L168 27ZM179 26H178V25ZM194 24V25H193ZM90 25V26H89ZM97 25V26H96ZM180 25H182V27L180 26ZM185 25L187 26V27H185ZM191 25V26H190ZM193 25V26H192ZM233 25H235V26H233ZM99 26V27H98ZM176 27V29H175V27ZM224 26H226V28L224 27ZM232 26V27H231ZM84 27V28H83ZM86 27H88V28H86ZM93 29H92V28ZM165 27H167V28H165ZM179 27H181V29H185V28H188V30L187 29H185L184 31L183 30H181ZM239 27V28H238ZM67 28V29H66ZM165 28V29H164ZM206 28V27H205ZM219 28H221V31L219 30ZM225 30H224V29ZM234 28V31L236 30ZM240 28H242V29H240ZM70 29V30H69ZM85 29V30H84ZM125 28H123V25H121V26H119V28L116 30V32L117 33H121V31H122V33H123V31L124 32H127L126 30H124ZM208 29V28H207ZM253 29H254V31H253ZM64 30V31H63ZM73 30V31H72ZM88 30V31H87ZM95 30V31H94ZM120 30V31H119ZM164 30H166V31H164ZM217 30V31H216ZM159 31H161V32H163V33H160ZM167 31H169L168 33H167ZM176 33H175V32ZM212 31H214V32H212ZM216 31V32H215ZM233 31V30H232ZM64 32V33H63ZM116 32H111V31H108V33H107V35L108 36H110L111 35V33H114V34H116ZM171 32V33H170ZM182 34H181V33ZM218 32V33H217ZM221 32V33H220ZM248 32V33H247ZM149 37L148 39H147V36L145 35V34ZM173 33H175V35L173 34ZM179 33V34H178ZM220 33V34H219ZM62 34V36L60 37V35ZM162 35V38H159L160 36L159 35ZM172 34V35H171ZM218 34V35H217ZM82 35V36H81ZM87 35V36H86ZM113 35V34H112ZM143 35V36H142ZM157 35V36H156ZM174 35V36H173ZM224 35V34H223ZM151 36V37H150ZM156 36V37H155ZM159 36V37H158ZM83 37H88L87 38V40H85V38H83ZM144 37H145V39L146 40H144ZM191 37H194V36H189L188 38H190L191 39ZM223 37V36H222ZM53 38H54V40H53ZM83 38V39H82ZM155 38V39H154ZM168 38V39H167ZM90 39V40H89ZM94 39V38H93ZM165 39V40H164ZM189 39V40H190ZM192 39H194V38H192ZM213 39V38H212ZM214 41H216L217 39L216 38H214L213 39ZM219 40V39H218ZM51 41V42H50ZM56 41V42H55ZM155 41V42H156ZM164 41H166V42H164ZM52 42H54V43H52ZM148 42H150V41H148ZM152 42V41H151ZM195 42V41H194ZM50 43V44H49ZM61 43H62V45H61ZM94 43V44H93ZM133 43V42H132ZM36 44H38V43H36ZM51 44H53V45H51ZM35 45V44H34ZM50 46V48H49V46ZM60 45H61V47H60ZM130 47H129V46ZM132 45V46H131ZM33 46V45H32ZM32 46H28L29 47V49H28V47H26V50H34L35 48L36 49H38L37 47H35V46H33L34 48H32ZM58 46V47H57ZM91 46H92V48H91ZM97 48H95V47ZM230 46H231V44H230ZM229 45H227V49H229L228 47H230ZM32 49H31V48ZM64 47H66L67 49H69L68 51H67V49L66 48H64ZM41 48H43V49H41ZM48 48L50 49V50H48ZM59 48H61V49H59ZM63 48V49H62ZM94 48V49H93ZM135 48V49H134ZM141 48V49H140ZM150 48V49H149ZM154 48V49H153ZM64 49H66V51L64 52ZM90 49V50H89ZM96 49V50H95ZM144 49H146V50H144ZM158 49V50H157ZM161 49V50H160ZM97 50H99V51H97ZM123 50H124V52H123ZM140 50H142V51H139ZM155 50L157 51V52H155ZM42 51V52H43ZM87 51H89V52H87ZM95 51V52H94ZM144 51V52H143ZM165 51V52H164ZM82 52V53H81ZM100 52H101V55H102V57H100ZM139 52V54L137 55V53ZM146 52H147V54H146ZM99 53V54H98ZM162 55H161V54ZM69 54H71V53H69ZM68 54V55H69ZM81 54H83V55H81ZM92 54V55H91ZM104 54H105V56H104ZM106 54H108L107 56H106ZM110 54V55H109ZM127 54V55H126ZM132 54V55H131ZM144 54V55H143ZM145 54L147 55V56H149V59L147 58V56H145ZM151 54V55H150ZM99 55V56H98ZM160 55H161V58H160ZM95 56V57H94ZM225 56V55H224ZM261 56H263V54H262V52H257V57L258 58H260ZM92 57V58H91ZM106 57V58H105ZM114 57V58H113ZM118 57V58H117ZM126 57V58H125ZM127 57H129V58H127ZM156 57V58H155ZM221 56H219V58H220ZM86 58L87 59H89V61L88 60H86ZM96 59V60H94V59ZM99 58H102V59H100V60H98ZM103 58H105V59H103ZM149 60H147V59ZM159 58V59H158ZM209 59H211V57L209 56L208 57ZM219 58L217 57L216 59L217 60H219ZM222 58L223 57H221L220 58V60L219 61H217L216 59H213V60H209V61H207L206 63H205V68H208V70L207 69H205V71L207 72H205L206 74H205V79H207L208 77H210V78H208L209 79V81L208 80H206L207 82H208V84H211L210 86L212 87V88H210V87H207L208 86V84H207V88H209L212 92H213V89H214V94H215V92H216V96L218 97V98H209V100H207L208 98L207 97H205V98H202V99H204V101L206 100V102H204V101H202V105H204V104H208L209 106H208V108L210 109V113H209V115L210 116H216V117H218V118H221L222 120H221V122H218L217 124H218V126H216V125H210V126H207V127H204V128H201V126H199V123H198V118H197V115H196V112L198 111L197 109H198V106H196V105H194L193 107L194 108H192L191 107V105H189L188 103H187V101L185 100V99H182V102L179 100V99H181V98H179L180 96H183L184 97V95H186L187 93V95H194V97L193 96H191V97H193L192 98V100H193V102H198L199 101V99H198V94L196 93V91L195 92H193V90H191V91H188V87H186L185 86V84H182L183 82L182 81H176V80H170V79H168V77H166V75H163V77H164V80H161V79H159V78H155V74H153L152 73V71H151V69H148L147 67H146V69L145 68H141L140 70L139 69H133V71H134V73H133V71H132V66H131V68H130V70H128V73H127V75H122V76H125V77H123L121 80L119 79V81H117V85L116 86H114V84H112L110 87H109V85H107L106 87H104V89H105V91L103 90V92L104 93H110L111 91L110 90H112V88H113V90H112V92L116 95V97L118 98V100H119V103L122 105L121 107L123 108L122 109V112H124V115L122 114V112H121V116H122V121H121V125L125 128L126 127V129H128V130H126L125 129V131H129V130H133L134 132H135V130H136V132L138 133L139 132V130H140V132L143 134V136H141V133H138L137 135L139 136V134H140V138L137 136V139H136V136H135V141L133 142V145H132V148L131 149H133V148H135V147H133V146H135L136 145V148L135 149H133V151H134V153L132 152V150H131V157H133V159H134V162H135V165L137 166V167H131V166H135V165H131L130 166V164L128 165V166H126V165H123V168L121 167L122 166V164L120 165L119 163H122V162H124L123 164H125V163H127L128 161H126V160H122V157H124V155H122V157H120V153L121 152H119V153H116V155L117 154H119V158H121L120 160H122V161H120V160H117L116 161V159L118 158L116 155H114L113 153V155L112 154H109V153H111L112 152V150L111 149H107L108 151L107 152H105V153H101V152H93V150L92 149H94L95 148V146L93 147V146H91V145H89L88 143V141H87V139H86V137L85 138H83V139H85L84 141H83V139H81V141H83L82 143L85 145V150L86 151H84V153L83 154H81V157L83 158V160H84V162H83V160H82V158H77V163L78 162H80L79 163V167H77V169L79 168L80 169V167H81V169L83 170H86V172H84V170H83V172L81 171V169L79 170L78 169V171H80L79 173H85L86 174V179L89 181V182H91L92 180L91 179H96V181L98 182V183H100V179H103L102 181H104L105 183H106V181H107V184H109V185H111L113 188H114V191H115V195H117V198L121 201V205H122V209H121V211H120V215L122 214V221H121V223L117 226V227H112V224H113V217H114V215H112L111 214V217H112V219H111V217H110V214L108 215V216H106V213H104V214H102L103 212L102 211H100V207L99 206H97L95 203H90V202H88V199L90 198V196H88V194L85 192L87 189H88V187H89V184H86L85 186H81V184L82 183H80V184H77V185H73V182L71 181V178H72V180L74 179V178H77L76 177V175H77V173H78V171L76 170V168H75V170H73L74 168H70L68 165H66L65 164V166L64 165H62L61 163L63 162V161H65V159L64 158H60V159H56L55 160V162L54 161H51V163L52 164H50L51 165V167L52 168H49L48 169V171H41L40 172V170H39V172H37V178H40V176H41V180L40 179H37V180H40L41 182L37 185V184H35L34 186H36L35 188L37 189V188H39L40 190V192L42 191L43 193H42V195L44 196V200L43 199H35V198H33L32 196H30V195H27L28 193H27V191L25 190V191H23L22 192V194L23 195H25L23 198H21V205H20V207H16L17 205H15L14 207H15V209L14 208H12L13 209V211L12 212H16L18 209H20V210H18V215H19V217L20 218H22V217H24V218H22L21 219V221L22 222H24L25 224L27 223V225H25L26 226V228L27 229H29V231H31V232H29L30 234H31V236H33V237H35V244H36V249H37V251H39V252H44V250H46V246H47V232H45L46 230H45V221H47L48 220V218H49V216L48 215H50V217L52 218H50V220H51V223L54 225V226H57V225H63L64 227H65V233L68 235V236H70V231H68V229H70V225L68 224V222L67 221H65L64 220V218H57V211H58V213H60L61 211H63V209H59L58 210V208H60V206L62 207L63 205H65L66 204V208H68L69 206H73V205H79L80 204V206H83L84 207V210L82 211V212H74V211H68V212H65V214L67 213V214H71V218L72 219H77V220H81V224L80 225H77V226H75V229H76V235H74L73 237H71L70 239H69V243H68V247H67V250H65L64 252H62V253H60L59 255H58V259L59 258H61V259H63L62 257H67V259L66 260H61V261H55V263L54 264H65V263H68L69 262V258H71L72 256H70L69 257V254H70V251H68V250H74L75 251V249H77V251L79 252L78 253V255H79V257H80V255H81V257H80V259L83 257V256H85V254L87 255H89V258H91L90 260L92 261L90 264H108L109 262L108 261H106V260H104V259H100L99 257L100 256H98V255H94V251H95V249L96 248H94V247H92V246H90L89 244H91V241H92V239L93 238H96V236H97V232H96V228H95V225H96V219L94 220L93 219V216H95V217H98L99 216V214H101L102 215V219H103V221H105V225H106V230H108V232H109V230L112 232V233H114V235L115 236H117V239H118V241H120V242H123L122 244H124V246L127 248V249H130V250H132V252H134V251H136L137 253L139 252V254H141L142 255V257L144 258V259H150V258H152V256L151 255H155L156 257H154L153 256V258L152 259H150V263H151V261H153L151 264H157L156 262H157V259L155 260L154 258H157L158 257V255L160 254V251H161V249H162V247H163V245L165 244V241H166V239H168V245L166 246V248H167V251H166V257H167V260H166V262H165V264H226V255H223V254H221V256H224V257H221V258H224L223 259V261H222V259L220 258V259H218V258H216V257H213L212 256V253H214V251H215V249H216V244L214 245L213 243H217V242H215V241H219V242H222L223 244H222V246L225 244L228 248H229V250H228V248L224 245V247H223V253L225 252V251H227L229 254H228V263L229 264H238L239 262V260H242V262L243 261H246V262H243L244 264H260V263H258V262H260L263 258H262V256H261V248H259L258 250H257V256L255 257V258H253V259H250V258H248L249 257V252H250V250H251V247H253V244L255 243V242H258V246L259 247H261L260 246V243H261V241L264 239V220L263 221H261L260 219H261V217H263L264 218V211L263 210H261L260 209V207H261V199H259V197L258 196H256V194H258L259 192H261L263 189H264V178H262V177H264V157H263V153H262V151H260V149H259V147H260V144H258L257 142H255V140H253L252 139V133L251 132H247V133H228V134H222L221 136H219L216 140H215V142L213 143V144H204V145H200V146H197V144H194L196 141L194 140V138H192V137H189L188 136V134L187 133H185V132H182L180 129H178V128H183L182 126H184V127H189V129H192L194 132H195V134L198 136V137H202V138H204L205 140L206 139H208V138H210L213 134H215L216 133V131L218 132V131H222L224 128L223 127H225V126H227V127H238V126H240V124H242V122L241 121H245V123H247V121H249L250 122V120H251V116L253 115L252 113L253 112H251V115H249L248 117L249 118H245V114H241V116H239V117H241V118H237V119H234V118H232V117H230V116H227V115H225V112L224 113H222V114H215L216 112H218L219 110H224V111H227V109H228V107H230V106H232L233 105V101L235 100V99H238L239 97H234V98H232V95L230 94L231 92H232V89L231 88H233V87H224L223 86V82L225 83V81L227 80H229L233 85L235 84L233 81H231L230 79H228V76H227V69L228 68H225V66L227 67L228 66V59H231V60H236V62H237V64H241V63H239V60L238 59H236V57L235 58H227V60H226V56H225V59L223 58V60H222ZM107 59V60H106ZM111 59H109V60H111ZM125 59L127 60V61H125ZM90 60H91V62L92 63H90ZM103 60V61H102ZM146 60V61H145ZM153 60H155V61H153ZM216 60V61H215ZM224 60H226L225 61V63L223 62ZM83 60H82V62H84ZM121 61H125V62H123V63H119V62H121ZM153 61V62H152ZM214 61V62H213ZM97 62V63H98ZM183 62H185V61H183ZM241 62V61H240ZM90 63V64H89ZM150 63V64H149ZM209 64H211V68H213V69H211L210 68V65ZM219 64V65H218ZM206 65H208V66H206ZM241 65H243V64H241ZM214 66H215V68H214ZM229 67V66H228ZM215 69V70H214ZM225 69V70H224ZM145 70V71H144ZM147 70H149V71H147ZM211 70V71H210ZM213 70V71H212ZM217 70L219 71V72H217ZM137 71H139V73L140 74H137L136 72ZM142 71H144V72H142ZM208 71H210V72H208ZM254 70H251L250 72L251 73H254L253 72ZM92 72H93V70H92ZM131 72V73H130ZM148 72H150V74L152 73V77L151 76H148L149 75V73ZM213 73V75H211L212 73ZM214 72H216V74L214 75ZM132 73H133V75H132ZM146 73V74H145ZM209 73H210V76H209ZM220 73V74H219ZM224 73V74H223ZM144 74H145V76H144ZM129 75H131V76H129ZM137 75V76H136ZM220 77H219V76ZM121 76V77H122ZM138 76H140V77H138ZM145 78H144V77ZM147 76V77H146ZM211 76H212V78H211ZM217 76H218V78H217ZM133 77H135V79L134 80H132L133 79ZM150 78V79H146V78ZM155 79H154V78ZM132 78V79H131ZM138 78V79H137ZM145 80H149V82L147 81H144V79ZM154 79V81H153V79ZM170 81V83L169 84H166V83H168V81H167V79ZM222 78V79H221ZM132 81H131V80ZM210 79H213V80H210ZM140 80V81H139ZM152 80V81H151ZM223 80V81H222ZM262 82H264V80L263 79H260ZM126 81H128V82H126ZM134 81L137 83V89L136 90H133V88H132V86H134V85H132L131 87H130V85L132 84V83H134ZM174 81V82H173ZM215 81H217V82H215ZM126 82V83H125ZM131 82V83H130ZM145 82V83H144ZM154 82V83H157L158 82V84H160V86L161 87H149V85L150 84H152V83ZM172 82V83H171ZM177 82V83H176ZM180 82H181V84H180ZM215 82V83H214ZM221 82H222V84H221ZM144 83V84H143ZM176 83V85H174ZM110 84V83H109ZM116 84V83H115ZM121 84H124V85H126V86H123V87H121L122 85ZM129 84V85H128ZM142 84V85H141ZM171 84V85H170ZM179 84V85H178ZM215 84V85H214ZM263 84V83H262ZM119 85V88L117 87ZM121 85V86H120ZM128 85V86H127ZM143 85L145 86L144 88H143ZM170 85V86H169ZM182 85H184V87H186L184 90H187V91H184L183 92V90H182V92L183 93H177V95H176V93H174V92H172V90H173V87L174 88H179V90L181 91V89H183L184 87L182 86ZM140 86H142L141 88H139ZM108 87V88H107ZM121 88H122V90H121ZM131 88H132V91L130 92V90H131ZM145 88H147V92L146 91H141L142 89H144L145 90ZM162 88V89H161ZM217 88V89H216ZM262 88H264V86L262 85ZM114 89H115V91H114ZM127 89H130V90H126ZM120 90V91H119ZM119 91V92H118ZM121 91H122V93H121ZM124 91V92H123ZM138 91H140V92H138ZM174 91V90H173ZM179 91V92H180ZM224 91V92H223ZM115 92H117V93H115ZM127 92V93H126ZM129 92L130 93H134L133 95L131 94V96H130V94H129ZM142 92V93H141ZM186 92V93H185ZM193 93V94H190V93ZM219 92V93H218ZM223 92V93H222ZM226 92V93H225ZM121 93V94H120ZM138 93H141L140 95L138 94ZM124 94H125V97H124ZM143 94V95H142ZM180 94V95H179ZM219 94H220V96H219ZM223 94V95H222ZM127 95V96H126ZM214 95V96H215ZM120 96V97H119ZM124 98H123V97ZM129 96H130V98H129ZM140 97V98H137V97ZM224 96V98H222ZM123 98V99H120V98ZM127 98V99H126ZM135 99L136 98V100H137V102L136 103H134V102H132V101H130L131 99ZM178 98V99H177ZM196 98H197V100H196ZM220 98V99H219ZM223 100H222V99ZM129 99V100H128ZM195 99V100H194ZM201 99V100H202ZM216 99H217V101H216ZM121 100V101H120ZM128 101H129V103H128ZM178 101V102H177ZM156 102H159L158 104L159 105H157V103ZM161 102V103H160ZM186 104H185V103ZM195 102V103H196ZM204 102V103H203ZM207 102H209V103H207ZM123 103V104H122ZM127 103V104H126ZM155 103V104H154ZM181 103V106L179 105ZM183 103V104H182ZM254 106H253V108H252V111H254V108L256 107V106H259V101L258 100H255L254 101ZM17 104H19V105H17ZM153 104H154V106H153ZM161 104V105H160ZM22 105V101L20 100V99H17V101L15 102V106L16 107H19V106H21ZM125 105V106H124ZM129 107H128V106ZM186 105V106H185ZM211 105V106H210ZM220 105H222V106H220ZM2 106V105H1ZM131 106V107H130ZM140 106V108H138ZM149 106V107H148ZM213 106H215V107H213ZM217 106V107H216ZM126 107V108H125ZM148 107V108H147ZM211 107V108H210ZM128 108V109H127ZM259 108H260V106H259ZM131 109V110H130ZM142 109H143V111H144V113L143 114H147V115H149L150 114V112H151V109L153 110V111H164L165 112V114H163V115H161V116H157L156 117V119L154 118V117H152L151 115V117L152 118H154V120L156 121V122H158V128H155V127H147V126H145L144 125V123H142V122H140V121H138V120H136V119H134V113H136V112H139V113H141V111H142ZM148 109V110H147ZM194 109H196V111L194 110ZM124 110V111H123ZM261 110V109H260ZM127 111V112H126ZM130 113H129V112ZM136 111V112H135ZM146 111V112H145ZM195 111V112H194ZM131 112H134V113H131ZM126 113V114H125ZM182 113V114H181ZM190 114V116L188 117V118H185V117H182L181 119H178V118H176V116H178L179 118L182 116V115H187V114ZM131 114H133V115H131ZM214 114V115H213ZM208 115V116H209ZM127 116V117H126ZM193 116H194V118H193ZM171 117V118H170ZM243 117V118H242ZM126 118H127V120H126ZM195 120H193V119ZM124 119L126 120L125 122H124ZM185 119V120H184ZM243 119H245V120H243ZM129 120V121H128ZM187 121V122H186ZM191 121V122H190ZM262 121H263V123H264V120H263V118H262ZM179 122H180V125H179ZM185 122V123H184ZM248 122V123H249ZM124 124V125H123ZM126 125V126H125ZM180 127H179V126ZM187 125V126H186ZM224 125V126H223ZM243 125V124H242ZM245 125V124H244ZM178 126V127H177ZM223 126V127H222ZM129 127V128H128ZM134 127V128H133ZM123 128V129H124ZM148 128V129H147ZM155 128V129H154ZM143 129V130H142ZM146 130V132L148 133V131L150 130V134L148 135V134H146V133H143V131L145 132V130ZM142 130V131H141ZM152 130H153V133H156V137L157 138H154L152 135H153V133H152ZM178 130V131H177ZM155 131V132H154ZM144 135H146L147 137H149V138H151L150 140H148L147 138H146V140L144 139L146 136H144ZM151 136V137H150ZM144 137V138H143ZM225 137V138H224ZM226 137H228V138H226ZM231 137V138H230ZM141 140H139V139ZM143 138V139H142ZM186 138V139H185ZM157 141H156V140ZM222 139V140H221ZM228 139V140H227ZM237 140V142H239V143H243V147H245V148H247L246 149V151L242 154V155H240V156H230V157H227V161L226 160H224V159H222V157L221 156H215V158L214 159H216L215 160V162H212V163H210V162H208L207 160H201L200 162H195V161H193V159H190V158H188V157H186V156H177L176 155V157H175V155H173V152H167V153H163V152H158V151H155L154 149H152L153 148V143H156V142H161V143H171L172 145H186L187 147H189V148H192L193 147V149H191V150H211V148L213 149V148H218V149H220L221 147H225V146H227V145H230L231 143H233L234 141H236ZM140 142H139V141ZM152 140V141H151ZM154 140H155V142H154ZM219 140H221V141H219ZM239 140V141H238ZM144 141H145V143H144ZM233 141V142H232ZM129 142V141H128ZM141 142L143 143V144H141ZM151 142V143H150ZM231 142V143H230ZM139 143V144H138ZM150 143V144H149ZM241 143V144H242ZM87 145V146H86ZM209 145V146H208ZM92 148H91V147ZM89 149H91L90 150V153L92 154V155H90V156H87V154H90L89 153ZM94 150H96V149H94ZM1 151H2V155L0 156V158L1 157H6V159H5V162L7 161V163H5L4 162V160L2 161V162H4L3 163V165H2V163H1V166H3L4 167V165H11V164H13L14 162V160L12 161L11 160V158H12V153H14V151H16L15 153H17V150H14V151H12L11 152V149L8 151V149H1L0 150V154H1ZM5 151V152H4ZM7 151V152H6ZM109 151H111V152H109ZM10 152V153H9ZM85 152H87L86 153V155H85ZM109 152V153H108ZM5 153V154H4ZM7 153V154H6ZM97 153V154H96ZM100 153V154H99ZM262 153V154H261ZM9 154H11V155H9ZM95 154H96V156H95ZM122 154V153H121ZM167 154V155H166ZM83 155H85V156H87V157H89V158H92V161L94 162H91V159H89V158H87V157H85V156H83ZM106 155L107 156H109L110 157V155H111V157H113V158H111V159H109L110 160V162H109V164H108V162L106 163V164H108V166H110V169L109 170H105L104 169V166H103V164H105V157H106ZM135 155H136V157H135ZM9 156H11V157H9ZM92 156V157H91ZM94 156V157H93ZM105 156V157H104ZM152 156V157H151ZM156 158H155V157ZM166 156V157H165ZM8 157V158H7ZM150 157V158H149ZM10 158V159H9ZM98 158V159H97ZM115 158V160L113 161L114 162V166L111 164V161L113 160ZM118 158V159H119ZM157 158H158V160H157ZM166 158V159H165ZM171 159V160H168V159ZM15 159V158H14ZM97 159V160H96ZM100 159V160H99ZM106 159H108L107 157H106ZM125 159V158H124ZM141 162H139L138 160ZM146 160V161H144V160ZM154 159V160H153ZM174 159H176V160H174ZM178 159V160H177ZM9 160H11V161H9ZM94 160H96V164H95V161ZM109 160H107V161H109ZM142 160V161H141ZM160 160V161H159ZM163 160V161H162ZM168 160V161H167ZM172 160H174V162L172 161ZM31 161L32 160H30V161H27L28 163H31ZM60 161V163H58ZM98 161V162H97ZM119 161V162H118ZM136 161H137V163H136ZM147 161H149L148 163H147V165L149 166L148 167V169L152 172H150V171H148L147 170V165H146V162ZM153 161V162H152ZM156 161H157V163H156ZM162 161V162H161ZM172 162V163H170V162ZM203 161V162H202ZM217 161V162H216ZM12 162V163H11ZM87 162H88V165H86L87 164ZM143 162V163H142ZM160 162V163H159ZM164 162V163H163ZM166 162V163H165ZM176 162H177V164H176ZM178 162H179V166H178ZM54 163V164H53ZM84 163V164H83ZM93 163V164H92ZM153 163V164H152ZM156 163V165H155V167H153L152 165H154ZM176 165H174V164ZM200 163V164H199ZM204 164V167L202 166H200L199 167V165H201V164ZM208 163V164H207ZM210 163V164H209ZM61 164V165H60ZM91 164V165H90ZM118 166H117V165ZM150 164H152L151 166H152V168H150L151 166H150ZM164 164H166V165H164ZM168 164V165H167ZM170 164V165H169ZM59 165V166H58ZM81 165V166H80ZM98 165V166H97ZM146 165V166H145ZM182 165V166H181ZM206 165V166H205ZM53 166H54V168H56V166H57V168H56V170L53 168ZM130 166V167H129ZM138 166L140 167V168H138ZM168 166H170V167H168ZM175 167V169L174 168H172V167ZM61 168V170L59 169V168ZM68 167V168H67ZM88 167V168H87ZM90 167H94V168H90ZM103 170V172H101L102 170L100 169V168ZM118 167V168H117ZM119 167H121V168H119ZM126 167V168H125ZM181 167V168H180ZM190 167V168H189ZM62 168H63V170H62ZM70 168V169H69ZM87 168V169H86ZM114 168H115V170H114ZM137 168V169H136ZM187 168H189L188 170H187ZM51 169V170H50ZM69 169V170H68ZM92 169V170H91ZM95 169V170H94ZM97 169H98V171H97ZM124 169H126V170H124ZM135 169V170H134ZM140 169V170H139ZM146 171H144V170ZM195 169V170H194ZM59 170H60V172H59ZM90 170V171H89ZM94 170V171H93ZM105 170V171H104ZM118 170V171H117ZM122 171V173H121V171ZM139 170V171H138ZM51 171H53L52 173H51ZM62 171H64V172H62ZM69 171V172H68ZM73 171V172H72ZM123 171H125V173L123 172ZM129 171V172H128ZM138 171V172H137ZM140 171H141V173H140ZM147 171H148V173L149 174H146L147 173ZM160 171V172H159ZM162 171V172H161ZM195 171V172H194ZM62 172V173H61ZM75 172H77L76 174H73V173H75ZM90 173V174H88V173ZM94 172H98V174H94ZM109 172V173H108ZM136 172V173H135ZM42 173V174H41ZM57 173V174H56ZM64 173V174H63ZM67 173V174H66ZM78 173V174H79ZM99 173H101V175L99 174ZM113 173V174H112ZM137 174L139 177H136V175L135 174ZM139 173V174H138ZM52 174H54L53 176H52ZM70 174V175H69ZM71 174H73V175H71ZM80 174V175H81ZM115 174H116V176H115ZM145 176H144V175ZM68 176V178H67V176ZM80 175H78V177H80ZM89 177H88V176ZM98 175H100L99 177H98ZM119 175V176H118ZM133 175H135V176H133ZM141 175V176H140ZM147 175V176H146ZM245 175H247V176H251L252 178L250 179H248V181L246 180V183H249L250 184V182H249V180H254L253 182L251 181V184H252V186H249V188H247V191H248V189H250L248 192H249V194H250V191L252 192L251 193V195H249L247 192L245 193V191H243L244 189L242 188L243 186L242 185H237L238 183H240V179L243 177V176H245ZM263 175V176H262ZM44 176V177H43ZM47 178H46V177ZM60 176H63L65 179H68V180H70L69 182H68V180H65L66 181V184H65V186H63V185H61L60 186V188H59V186L58 185H55L56 183H55V181L54 180H56V178L57 179H59L60 178ZM94 176H96V177H94ZM133 176V177H132ZM142 176L144 177V178H142ZM54 177V178H53ZM74 177V178H73ZM91 177V178H90ZM102 177H104V178H102ZM121 179H120V178ZM142 179H141V178ZM161 177V178H160ZM187 177V178H186ZM261 177V178H260ZM70 178V179H69ZM114 178H116V180L114 179ZM121 180V182H119L120 180ZM140 178V179H139ZM184 178H186V180L184 179ZM44 179V180H43ZM48 181H47V180ZM98 179H99V181H98ZM138 180V182H136L137 180ZM42 180L44 181V182H42ZM77 180V179H76ZM86 180V181H87ZM147 180V181H146ZM87 181V183H89ZM101 181V182H102ZM133 181V182H132ZM141 181H143L142 183H141ZM50 182L52 185H53V183H54V187H55V193H50L49 192V187H48V183ZM53 182V183H52ZM68 182V183H67ZM146 182V183H145ZM153 182V183H152ZM245 182V181H244ZM42 183H44L43 184V187H42ZM70 183L73 185H70ZM125 184V186L127 187V190H128V193H129V195L131 196L130 197V200L128 201V200H123L122 199V195L120 194V193H118V189H119V187H120V185L121 184ZM242 184H244L243 182H241ZM47 184V186H45ZM67 184H69V185H67ZM138 184V185H137ZM145 184H146V186H145ZM137 185V187H139L140 189H138L139 190V193H138V190H136V187H135V189L133 188V186H136ZM160 185V186H159ZM163 185V186H162ZM165 185H166V187H165ZM237 185V186H236ZM27 188L28 187H30L31 185L30 184H26L25 185ZM38 186H40V187H38ZM69 187V188H68ZM141 187H142V189H141ZM144 187V188H143ZM5 189H7L6 187H4ZM41 188H42V190H41ZM47 188V189H46ZM79 188V189H78ZM82 188H85V189H82ZM151 188V189H150ZM44 189V190H43ZM48 190V191H46V190ZM68 189V190H67ZM78 189V190H77ZM81 189H82V191H81ZM178 189V190H177ZM262 189V190H261ZM63 190V191H62ZM66 190H67V192H66ZM85 190V191H84ZM150 190V191H149ZM5 191V190H4ZM59 191H60V193H59ZM65 191V193L66 194H64V193H62V192H64ZM84 191V197L83 198H81L80 197V195H78L77 193H79L80 192V194H81V192H83ZM140 191H141V194H140ZM145 191V192H144ZM147 191H149V192H147ZM152 191V192H151ZM181 191V192H180ZM241 191H243V192H241ZM58 192V193H57ZM74 194H73V193ZM174 192H176V194L174 193ZM231 192V193H230ZM241 192V193H240ZM57 193V194H56ZM72 193V194H71ZM150 193V194H149ZM182 195H181V194ZM254 193V194H253ZM52 194V195H51ZM59 194H61L60 196H59ZM139 194V195H138ZM27 195V196H26ZM63 195V196H62ZM77 197H76V196ZM142 196V198H144V200L141 198H139V197H141ZM66 196V197H65ZM70 198H69V197ZM74 196V197H73ZM87 196H88V198H87ZM180 196V197H179ZM240 196V197H239ZM249 196V197H248ZM254 196H256V197H254ZM33 199H32V198ZM46 197V198H45ZM58 197V198H57ZM69 198V200H68V198ZM258 197V198H257ZM64 198V199H63ZM178 198V199H177ZM181 198V199H180ZM231 198H235L234 200L233 199H231ZM34 199H35V201H34ZM51 199V200H50ZM53 199H55V201L53 200ZM75 199H78V202L80 201V203H78V202H74L73 200H75ZM52 200H53V202H52ZM62 200H63V202H62ZM64 200H65V202H64ZM68 200V201H67ZM83 200H84V202H83ZM143 200V201H142ZM179 200H181V201H179ZM231 200V201H230ZM47 203H46V202ZM52 202V203H55L56 205L55 206H57L56 207V210L55 209H51V208H49V206H48V203L49 202ZM141 201V202H140ZM235 203H234V202ZM241 201H242V204H241ZM17 202H19V201H17ZM58 202V203H57ZM60 202H62V204L60 203ZM67 202V203H66ZM81 202H83V203H81ZM134 202V203H133ZM137 202L139 203V207H138V209H139V211L137 210L136 211V206H135V203L137 204ZM233 202V203H232ZM24 203V204H23ZM75 203V204H74ZM77 203V204H76ZM133 203V204H132ZM238 203V204H237ZM240 203V204H239ZM249 203L250 204H252L253 205V213H254V216H253V232L251 233V244L248 246V247H246L244 250H242V251H235L234 250V248H232V246L233 245H235L236 243H238L239 241H240V236L245 232V230H246V228H245V225L243 224L244 223V217H245V214H246V212H247V206L249 205ZM24 206H23V205ZM58 204H60V206L58 207ZM89 204V205H88ZM233 204H234V206H233ZM92 205V206H91ZM238 205H239V207H238ZM240 205H242L243 206V208H242V206H240ZM2 206L4 207L5 206V208H6V206L8 207V205L7 204H2ZM10 206V205H9ZM46 206H48V207H46ZM231 206V207H230ZM237 206V207H236ZM40 207H41V210H42V212H43V218L45 219V221L43 220H41L40 219V216L38 215V214H36V213H40V211H38L39 209H40ZM45 207V208H44ZM95 209H94V208ZM142 207V208H141ZM65 208V209H66ZM99 208V209H98ZM135 208V209H134ZM11 209V210H12ZM64 209V210H65ZM174 209H177L176 211H178V212H175L174 211ZM180 209H181V211L182 210H188L190 213H191V215H192V218H190V217H188V216H186L185 214L183 215V213H181V211H180ZM237 209H239V210H237ZM241 209V210H240ZM243 209V210H242ZM53 210V211H52ZM134 210V211H133ZM174 211V212H173ZM101 212V213H100ZM122 212V213H121ZM56 213V214H55ZM96 213V214H95ZM242 214V215H240V214ZM22 214V215H21ZM182 214V215H181ZM93 215V216H92ZM28 216H30V217H28ZM47 216V217H46ZM55 216V217H54ZM235 216H236V218H235ZM26 217V218H25ZM37 217V218H36ZM94 217V218H95ZM168 217H170V219H172V221H169V223L168 222H166L167 220L166 219H169ZM172 217V218H171ZM179 217V218H178ZM237 217H240V218H237ZM106 218V219H105ZM161 218V220L163 221L164 220V222H166V223H164V222H161L160 224H162V227L163 228H160L161 227V225L159 224V223H156L157 221H158V219H160ZM177 218H178V220H177ZM196 218H197V220H196ZM25 219H27V220H25ZM60 219V220H59ZM112 221H111V220ZM187 219V220H186ZM191 219V220H190ZM199 219V220H198ZM23 220H25V221H23ZM37 220V221H36ZM166 220V221H165ZM175 220H177V221H175ZM194 220V221H193ZM28 221V222H27ZM187 221V222H186ZM199 221H201L202 222V224H204V227H201V229L200 228H196V224L198 223ZM237 221V222H236ZM160 222V221H159ZM174 222V223H173ZM186 222V223H185ZM236 222V223H235ZM16 224V226H13L14 224ZM41 223H42V225H41ZM66 223V224H65ZM167 223H168V225H167ZM171 223H172V226H171ZM177 223H178V225H177ZM185 223V224H184ZM188 223V224H187ZM195 225V227H193L194 225ZM30 224V225H29ZM51 224V225H52ZM65 224V225H64ZM158 224V225H157ZM166 224V226L164 227V225ZM193 226H192V225ZM243 224V225H242ZM36 225V226H35ZM41 225V226H40ZM53 225H52V227H53ZM157 226V227H159L160 228V230H161V233L160 234H157L158 235V237H157V235H154V231L155 230H157L156 228H154V226ZM181 225V226H180ZM183 225V226H182ZM185 225H189V227H188V229L189 228H191V226L195 229V231L197 230V231H200V230H202L203 231V229H205L206 231H204V232H206L208 235H210L211 237H213V238H215L216 240H206V239H196V238H194V237H192V236H190V235H182V233H181V231L180 230H178L179 229V227H181L180 229H183V228H185ZM191 225V226H190ZM13 226V227H12ZM187 226H186V228H187ZM243 226V227H242ZM10 228H7V230H6V238H7V240L9 239V241L10 240H12V237L11 236H13V234H18L17 233V230H19L18 229V226H17V223L13 220V222L10 224V226H9ZM31 227V228H30ZM177 227V228H176ZM209 227V228H208ZM213 227H218L219 228V231L222 233V236H216V235H214V232H213V230L215 229V228H213ZM12 228V229H11ZM17 230H16V229ZM155 230H154V229ZM173 228V229H172ZM193 228L192 229H190V230H193ZM9 229V230H8ZM12 230V232H11V230ZM44 231H43V230ZM198 229H200V230H198ZM37 230H39V231H37ZM151 230H153V231H151ZM82 231V232H81ZM151 231V232H150ZM167 231V232H166ZM19 233H20V230L18 231ZM35 232V233H34ZM108 232H107V234H108ZM125 232V233H124ZM127 232V233H126ZM160 232V231H159ZM11 233V234H10ZM13 233V234H12ZM38 233V234H37ZM153 235V237L155 236V237H157V238H155V239H153V237H152V244L151 243H148L149 245H147L146 246V244H147V242L148 241H150V237H151V235ZM155 233H157V232H155ZM167 233V234H166ZM96 234V235H95ZM125 236H124V235ZM129 235V237L128 236H126V235ZM212 234H213V236H212ZM20 235H21V233H20ZM165 235V236H164ZM167 235V236H166ZM46 236V237H45ZM84 236V237H83ZM9 237V238H8ZM119 237V238H118ZM227 237V238H226ZM125 238H127L126 240H125ZM222 238H223V240H222ZM131 239V240H130ZM161 239V240H160ZM23 239L21 238L20 239V241H22ZM133 240V241H132ZM154 240V241H153ZM170 240V241H169ZM70 241L72 242V243H70ZM76 241V242H75ZM127 242V244H126V242ZM228 241V242H227ZM16 241L15 240H12V242H11V248H10V256H9V258L7 259V261H6V263L5 264H10V263H12V261L13 260H15V261H13V262H15V263H19V264H24V263H22L21 261H19V257H17L18 256V254L16 255V253H18L17 252V250H18V247L16 246L17 245V243H15ZM171 242V243H170ZM227 242V243H226ZM20 243H24V241H22V242H20ZM81 243H82V245H81ZM86 243V244H85ZM88 243V244H87ZM24 245V244H23ZM86 245V246H85ZM231 247H230V246ZM71 246H72V248H71ZM82 247V248H81ZM182 247V248H181ZM153 248V249H152ZM180 248V249H179ZM205 248V249H204ZM215 248V249H214ZM149 249V250H148ZM179 249V251H182V252H185V253H183L181 256H179V258L177 259V260H175V261H173V256H174V254L173 253H177L178 251L177 250ZM227 249V250H226ZM90 250V251H89ZM129 250V252H130V254H132V256L130 255L129 256V253L128 254H122V252L120 251V250H118V254L116 253V255L117 256H119V258H123V260H128L129 262H133L134 264H137V262H135V261H137L135 258H134V254L131 252ZM203 250V251H202ZM206 250V251H205ZM225 250V251H224ZM67 251H68V253H67ZM150 251H153V252H150ZM176 251V252H175ZM93 253V254H91V253ZM149 252V253H148ZM159 252V253H158ZM227 252H225L224 254H226ZM120 253H121V255H120ZM135 253V252H134ZM153 253V254H152ZM46 254V253H45ZM207 254V255H206ZM16 255V256H15ZM92 255V256H91ZM12 256H14V258L12 257ZM62 256V257H61ZM127 256V257H126ZM147 256V257H146ZM11 257H12V259L13 260H11ZM16 257V258H15ZM42 257V256H41ZM150 257V258H149ZM172 257V258H171ZM246 257H247V259H246ZM124 258H126V259H124ZM135 260H134V259ZM130 259V260H129ZM212 259V260H211ZM218 259V260H217ZM18 260V261H17ZM217 260V261H216ZM222 262H221V261ZM264 260V259H263ZM262 260V261H263ZM11 261V262H10ZM66 261V262H65ZM155 261V262H154ZM210 261V262H209ZM220 261V262H219ZM173 262V263H172ZM243 263H241V264H243ZM79 264H87V263H84V262H80Z\"/></svg>",
    "mask_w": 264,
    "mask_h": 264
},
{
    "label": "flooded vegetation",
    "instance_id": "flooded-vegetation-1",
    "mask_svg": "<svg viewBox=\"0 0 264 264\" xmlns=\"http://www.w3.org/2000/svg\"><path fill=\"white\" fill-rule=\"evenodd\" d=\"M170 45L168 47H166V48H169ZM229 51H230V48H229ZM169 52H168V54L171 55ZM232 52L233 51H231L232 55L236 54V52H233V53ZM257 52L258 51L256 49H252V50L249 49L248 51H246L244 58H238V56L233 55L239 60V63H241L243 65L237 64V62L234 61V60H229V62H227L229 64V67L225 66V68H228L227 69L228 79H230L231 81H233L235 83L233 88H231L232 92L230 94L232 95V98H234V97H239V98L235 99L233 101V105L228 107L227 111L219 110L215 114H222V113L225 112V115L230 116V117H232L234 119H237L239 116H241V114H245L244 116H245V118H247L252 112V108H253V106L255 104L254 101L258 100L259 101V106H260V109H261V113L263 114L262 118L264 120V89L261 86L262 85V81L260 80V79L264 78V48H263V52H262L263 56H261L260 58L257 57ZM209 53L212 54L213 52L210 51ZM169 55L167 56L166 60L168 59L170 61L171 58L169 57ZM213 57H214V59H216L218 57V55L217 54L215 56L211 55V59L210 60H213ZM168 60L167 61L163 60L161 62L159 61V62H157L158 64L157 63L156 64L155 63H151V65H149L147 68L148 69H152L153 70L152 73L155 74V77H157V78H159L161 80H164V77H163L164 74L169 79L170 78L172 80L175 79L176 81H178V80L179 81L180 80L183 81V79L186 80L188 77H192V76H189L188 73L184 74L185 70H184L183 66L180 65L179 68H178L177 67L178 65H175V63L172 62V60L170 62H172L174 64L170 63ZM217 61H219V60H217ZM223 62L225 63V61H223ZM149 67H152V68H149ZM181 67H182V69H180ZM153 68H155V69H153ZM178 69L183 71V72H181V71L179 72ZM251 70H254L253 71L254 73H251L250 72ZM184 76L187 77V78H184ZM180 78H183V79H180ZM134 87L135 86H132L133 89H137V87H135V88ZM180 93H183V92L181 91ZM180 98H183V97L180 96ZM198 99H199V101L196 102V106H198V109H197L198 111L196 112V115L198 117L199 126H201V128H204V127H207V126H210V125L218 126L217 123L220 122L222 119L218 118L216 116H214V117L210 116L209 115L210 109L208 108L209 105L208 104L202 105V100H201L202 98L198 97ZM220 106H222V105H220ZM213 107H215V106H213ZM138 108H140V107H138ZM163 114H165V112L164 111H160V110L159 111H153L151 109V112H150V115L152 117H154L155 119H156L157 116H161ZM189 116H190L189 113L187 115H182V117H185V118H188ZM104 118H106V117H104ZM107 118L109 119L108 116H107ZM120 118H122V116ZM221 140H219V141H221ZM12 157H13V155H12ZM16 157L17 156H15L13 158L16 159ZM8 184H11V183L8 182ZM9 190H10L9 188L5 189V191L2 193L3 200H5V202L10 200L14 205H17L18 203H21L22 202L21 198L24 197L23 194H21L20 191L15 190V193H17V195H19L18 196V200L20 202H17L18 201L17 198L15 199V197H14V199H13V196L11 197V193L9 192ZM22 218H24V217H22ZM11 237L13 238V236H11Z\"/></svg>",
    "mask_w": 264,
    "mask_h": 264
},
{
    "label": "crops",
    "instance_id": "crops-1",
    "mask_svg": "<svg viewBox=\"0 0 264 264\" xmlns=\"http://www.w3.org/2000/svg\"><path fill=\"white\" fill-rule=\"evenodd\" d=\"M245 176H247V175H245ZM243 177H244V176H243ZM243 177H242V178H243Z\"/></svg>",
    "mask_w": 264,
    "mask_h": 264
}]
</instances>
